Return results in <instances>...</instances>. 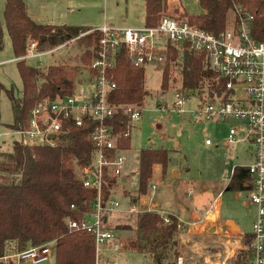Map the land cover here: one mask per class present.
I'll list each match as a JSON object with an SVG mask.
<instances>
[{
  "label": "trees",
  "instance_id": "trees-1",
  "mask_svg": "<svg viewBox=\"0 0 264 264\" xmlns=\"http://www.w3.org/2000/svg\"><path fill=\"white\" fill-rule=\"evenodd\" d=\"M144 1L147 26H156L163 17L169 16L185 19L214 34L230 27L236 5L247 7L254 14L250 34L256 41L264 42V0H199L203 12L197 15H188L179 9L169 11L168 0ZM4 17L22 79V94L15 97L14 89H7L0 81V99L3 92L8 93L14 115L8 127L17 130L27 125L34 106L75 95L79 76L86 71L93 75L89 65L98 54L103 33L90 26L38 22L30 15L25 0H5ZM2 38L0 22V50ZM71 40L83 46L82 64L60 63L42 68L27 62L33 43L35 50L42 53ZM115 62L112 74L117 87L111 92L110 102L144 106L149 94L145 86L146 68L133 66L124 46L117 49ZM172 69L180 72L178 90L212 98L223 91L224 80L206 65L200 54L170 48L169 60L162 71L164 90L169 88ZM92 80L93 77L89 78V83ZM125 122L126 118L118 114L117 131H124ZM68 126L55 147L24 146L15 138H12L11 149L4 147L6 141L0 144V264H18L4 258L52 242L55 243L56 264H97L95 237L68 226L70 220L81 221L90 214L97 198V190L86 187L81 174L82 168L91 164L95 156L92 127ZM117 144L121 149H128L130 138H120ZM138 161L140 191L137 198L147 194L155 165H161L166 173L169 152L164 148L147 147L140 152ZM118 183L119 176L106 169L104 203ZM252 186L253 179L247 168L236 166L228 189L250 191ZM119 214L123 221L113 224L110 217L113 214H107L105 225L113 232L128 229L132 233L122 239V250L145 254L152 264H179L182 233L176 216L169 215L166 221L155 211ZM252 237L245 236L246 244H250Z\"/></svg>",
  "mask_w": 264,
  "mask_h": 264
},
{
  "label": "built area",
  "instance_id": "built-area-1",
  "mask_svg": "<svg viewBox=\"0 0 264 264\" xmlns=\"http://www.w3.org/2000/svg\"><path fill=\"white\" fill-rule=\"evenodd\" d=\"M253 19L254 14L247 7L236 5L233 23L218 34L195 27L185 19L169 16L163 17L156 26L102 27L98 29L103 33L100 49L89 65L94 88L83 98L71 95L36 105L31 109L25 127L10 130L12 138L24 146L55 147L60 143L61 135L69 129L68 124L92 127L95 156L91 164L82 168L81 174L84 185L97 190V198L90 214L81 221L70 220L68 226L71 230L87 231L95 237L97 261L103 247L109 245L114 251H119L124 246L122 239L105 225V216L117 212L121 203L114 196L104 203L103 187L106 169L119 177L122 175V153L126 149L119 148L117 142L120 138L131 137L132 129L143 112L139 105L110 102L111 92L117 87L112 74L117 49L124 46L133 66L146 68L152 65L162 71L169 60L170 48L200 54L206 65L224 80L223 91L215 93L213 98L177 90L174 105L184 113L187 101L197 96L201 103L193 112L194 118L221 123L237 121L229 128L227 144L241 141L254 144V163L242 167L247 168L253 179L249 200L256 207L257 215L252 240L243 248L242 259L245 260L243 264H264V42L256 41L250 34ZM34 46L35 43L32 44L35 50ZM118 114L126 118L123 132L116 129ZM2 143L4 140L0 136ZM210 143L207 140V144ZM151 189H157V185L152 184ZM149 211L159 212L168 221L164 209H142L133 202L124 212ZM194 225L191 223L190 227ZM178 229L180 233L189 231L181 222ZM50 253L49 244H44L4 259H15L18 264H43L48 261Z\"/></svg>",
  "mask_w": 264,
  "mask_h": 264
},
{
  "label": "rangeland",
  "instance_id": "rangeland-1",
  "mask_svg": "<svg viewBox=\"0 0 264 264\" xmlns=\"http://www.w3.org/2000/svg\"><path fill=\"white\" fill-rule=\"evenodd\" d=\"M25 1L30 15L42 23L69 26H104L107 24L114 28L145 25L144 0ZM168 4L169 11L179 9L188 15L203 12L199 0H168ZM4 8L5 0H0V22L3 32L0 50V62H2L0 81L7 89L13 88L14 96L19 98L22 94V79L17 62L13 59L14 52L5 24ZM82 47L77 42H73L67 47H57L41 54L31 47L27 62L42 68L60 63L80 65L84 52ZM170 73L172 76L169 88L164 90L162 69L152 65L146 67L145 86L149 94L142 106V116L132 129L130 147L122 153L124 163L119 188L112 193L115 198H119L121 206L117 212L111 213L113 214L110 216L111 222L116 224L119 220L123 221L119 213H124L128 209L134 195L138 196L140 152L147 147H155L168 150L170 161L165 174L162 166L155 168L151 181L152 183L162 181L163 184L155 190H152L150 185L147 195L139 196L137 203L139 207L142 209L164 208L165 213L177 214L184 223L190 225L194 222L195 215L201 214L202 216L201 211L204 207L215 200L218 190L223 189L218 199L221 220L231 217L242 226L244 234L248 233L252 230V222L256 213V209L250 204L249 194L246 191L238 193L226 190V188L236 166H248L254 163L255 146L251 142L244 141L234 145L227 144L229 128L231 125H236L237 121L229 120L221 123L206 118H194L193 112L201 103V99L197 96L187 101L183 107L184 113L179 112L174 102L175 94L181 85V76L176 69H172ZM91 77L88 71L79 76L75 91L78 98L85 97L89 90L94 88V83H89ZM13 121L14 115L9 95L3 92L0 99V136L6 141L4 145L6 149H11L12 146V134L8 125H11ZM208 139L211 145L207 144ZM174 170L178 172L177 177L174 176ZM215 185H217L216 189H214ZM125 191L127 192L124 195ZM196 222L190 232L186 231L181 234V242L184 243L181 252L184 260L181 258L179 264L180 262L181 264H201L199 256L201 249H195L196 240L205 242L204 250L210 254L215 253L213 257L217 254L220 256L224 254L221 257L227 256L226 251L229 248L233 249L232 242L220 238L216 231L210 232L208 229L210 225L200 227L202 223ZM116 229H118L117 226ZM118 230L120 231H116L115 234L121 239L132 235L128 229ZM212 235L218 237L212 239ZM49 246L51 253L47 264H56L55 243L52 242ZM239 250L238 247L234 249L236 254ZM230 261L231 259L226 264H230ZM97 264H152V260L137 251H112L103 247Z\"/></svg>",
  "mask_w": 264,
  "mask_h": 264
},
{
  "label": "crops",
  "instance_id": "crops-1",
  "mask_svg": "<svg viewBox=\"0 0 264 264\" xmlns=\"http://www.w3.org/2000/svg\"><path fill=\"white\" fill-rule=\"evenodd\" d=\"M34 18V17H33ZM39 22V21H38ZM44 23H47V22H44ZM144 26V25H143ZM90 27H92L93 29H100V28H102V27H111V26H108L107 24H105L104 26H101V25H99V26H90ZM133 27V26H132ZM134 27H141V26H134ZM112 28H114V27H112ZM118 28H125V27H118ZM126 28H128V27H126ZM73 42H76L75 40H71L70 42H68V43H66V44H64V45H61L60 47H67L68 45H70V43H73ZM35 47V46H34ZM13 59H14V57H13ZM163 106V105H162ZM165 106V105H164ZM230 121H234V120H230ZM232 126V125H231ZM230 126V127H231ZM209 140V139H208ZM212 143H210V144H208V145H211ZM218 146V145H217ZM159 166V164H157V165H155L154 166V170H155V168H157ZM161 166V165H160ZM239 167H241V166H239ZM153 170V171H154ZM233 172H234V170H233ZM174 176L175 177H177L178 176V172L176 171V170H174ZM233 174V173H232ZM119 179H120V177H119ZM229 183H230V181H229ZM229 183H227V188H226V190H229L228 189V185H229ZM119 184V183H118ZM152 184H156L157 185V187H159V186H161L163 183H162V181H155V182H153L152 183V181H151V184L150 185H152ZM119 188V185L114 189V190H116V189H118ZM217 188V185H215V187H214V189H216ZM222 190L223 189H220V190H218V193H217V196L215 197V200L214 201H212L209 205H206L205 207H204V209L201 211V213H202V216H201V214L200 215H195V217L193 218L194 219V222L193 223H195L196 221V223H202L201 224V226L200 227H205L206 225H210L209 227H208V229L210 230V232H214V231H216V234H219L220 235V238H223V239H228V241L229 242H232V245H233V249L231 250L230 248V250L232 251V252H230V250L228 249L226 252H228V254H227V256H225V257H221V256H223L224 254H222L221 256H220V254H217V256H215V257H213V255L215 254V253H212V254H210L208 251H205L204 249H205V242L204 243H202V241H195L194 243H195V249H201L200 250V252H199V256H200V258H201V264H206V263H208V264H226L227 263V261H229L230 259H231V261H230V264L231 263H233V262H236L237 264H243L244 263V259H242V253H243V248L245 247V245H246V242H245V236L247 235V234H250V235H252V231H253V225H252V230L250 231V232H248V233H243V230H242V226L240 225V224H238V223H236V221L237 220H235V219H233V218H231V217H227L225 220H221V213H220V209H219V203H218V199L221 197V195H220V193H222ZM127 191H125L124 192V195H125V193H126ZM238 192V191H237ZM248 194H249V191H246ZM191 193H192V191H191ZM239 193V192H238ZM133 195V194H132ZM147 195V194H146ZM146 195H143V197L144 196H146ZM113 196V195H112ZM127 198V197H126ZM119 199V198H118ZM129 200V199H128ZM132 202L133 203H138L139 202V198H137V196L135 197V195H134V197L132 198ZM251 204V203H250ZM252 205V204H251ZM253 207L256 209V207L253 205ZM164 209V208H163ZM168 216L169 215H174V216H176L178 219H179V221L182 223V224H184V225H186V227H187V229L189 228V232H190V230H192V227L193 226H191L190 227V225H187L186 223H184V221H182L181 220V218H180V216L179 215H177V214H174V213H170V212H168V214H167ZM256 215H257V211H256V213H255V218H254V220H253V224H254V222H255V219H256ZM229 222H232V223H234V225L236 226V227H238V230L236 229H233L229 224ZM199 226V225H198ZM198 226H195V228H198ZM235 228V227H234ZM212 229H214V231H212ZM185 235H188V234H185ZM213 236V235H212ZM216 237H218V236H213L212 237V239H214V238H216ZM180 241H181V238H180ZM192 242H190V244H191ZM182 244V245H181ZM183 241L182 242H180V250H181V248H184L183 247ZM234 247H238V250H239V252L236 254V252L234 251V249H236V248H234ZM105 249L106 250H112V251H114L109 245H107V246H105ZM199 251V250H198ZM213 251V249L211 250V252ZM225 252V253H226ZM235 252V253H234ZM55 257H56V255H55ZM219 257H220V259H219ZM181 258H183V260H184V257L182 256ZM49 260H50V258L48 259V261L47 262H45V263H43V264H47L48 262H49Z\"/></svg>",
  "mask_w": 264,
  "mask_h": 264
},
{
  "label": "water",
  "instance_id": "water-1",
  "mask_svg": "<svg viewBox=\"0 0 264 264\" xmlns=\"http://www.w3.org/2000/svg\"><path fill=\"white\" fill-rule=\"evenodd\" d=\"M229 223H230L229 225H230L233 229H235V230L237 229V230H238V227H236V226L234 225V223H232V222H229ZM234 227H235V228H234ZM212 231H214V229H212Z\"/></svg>",
  "mask_w": 264,
  "mask_h": 264
}]
</instances>
